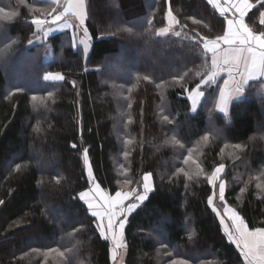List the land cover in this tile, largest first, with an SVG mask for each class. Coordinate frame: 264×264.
Listing matches in <instances>:
<instances>
[{"label": "trees", "instance_id": "trees-1", "mask_svg": "<svg viewBox=\"0 0 264 264\" xmlns=\"http://www.w3.org/2000/svg\"><path fill=\"white\" fill-rule=\"evenodd\" d=\"M86 1L89 50L70 46V31L59 33L47 40L52 59L43 61L44 49L29 44L40 35L31 21L45 16L36 9L49 10L50 0H0L18 13L2 53L13 62L26 55L32 77L9 86L0 59V264H113L111 241L79 198L91 187L84 149L107 195L122 191L126 178L124 191L142 192L151 173L153 191L127 217L124 264H246L208 205V175L224 165L218 210L233 208L250 231L264 228V79L247 83L225 114L215 107L229 79L223 72L194 112L184 88L200 82L211 59L197 33L215 38L226 27L208 0H110L107 20L97 16L105 0ZM170 8L179 23L158 36ZM49 73L64 79H45Z\"/></svg>", "mask_w": 264, "mask_h": 264}, {"label": "snow or ice", "instance_id": "snow-or-ice-1", "mask_svg": "<svg viewBox=\"0 0 264 264\" xmlns=\"http://www.w3.org/2000/svg\"><path fill=\"white\" fill-rule=\"evenodd\" d=\"M23 3V0H20ZM210 4L220 16L224 18L226 27L222 30V35H217L215 38H209L207 36H200L199 42L202 43L204 53L211 55L210 66L206 71L199 73L200 82L195 85L191 91L188 88H184L185 92H188V99L191 101L192 110L195 111L200 100L205 96L203 90L206 86L215 83L218 76L227 72L229 79L224 81V87L220 89L219 98L216 101L215 107L221 113H226L227 108L234 95H241L244 91V86L250 80L257 79L258 77H264V0H224L223 5L220 0H208ZM50 11H47V18H33L31 23L36 26V32L41 34L43 38H47L49 33V24L59 25L61 21L69 15L75 17L79 24L78 27L82 29L83 36L79 40V43L84 46L85 52L89 47V33L88 28L85 26V21L88 19V10L85 0H67L64 5H61L60 0H50ZM258 6V7H257ZM61 8L60 12H57V8ZM256 7L259 13V23L261 27L258 30H253L250 24L253 23L256 18V14L253 13L249 16L252 9ZM36 11H41L36 9ZM53 13H56L53 15ZM43 14V12H42ZM17 15L14 11H6L4 7H0V20L11 21ZM245 17H248V22H245ZM169 26L161 28L156 32V35H166L172 30V25L179 23L176 17L173 15L171 8L167 13ZM193 23H200L198 20H193ZM151 24V21H149ZM71 26V25H68ZM125 31L132 34V29L127 28ZM175 35L179 36L180 32H175ZM32 41L29 40V44ZM76 40L73 38V46L75 47ZM207 62V60H206ZM187 75V73H185ZM239 77V79H237ZM63 80L64 77L58 73H49L45 76V79ZM144 79H148L147 76ZM184 80V76H180L178 80L174 81L179 83ZM232 87H229V85ZM161 87L162 85H157ZM35 99V97L33 98ZM164 119H167L165 116ZM204 141L209 138L207 135L202 137ZM178 143V141H173ZM75 147V145H73ZM233 147L242 149V145H234ZM191 157V151L189 152V158ZM83 158L85 164L88 165V150L84 149ZM184 163H188V159L184 160ZM17 171L20 170V165H17ZM224 165L220 164L213 172L208 175V183L212 185L213 194L208 198V205L212 207L217 215L221 216V224H224L223 215H227L228 219L232 221V225L229 229H226V235L231 243H234L240 254L244 257L246 264H264V228H257L255 230H249L245 225L244 220L235 211L225 208V213L222 215L217 207L214 205V200L217 198L223 206L225 200V188L226 185L221 179ZM183 171V169H181ZM188 179L192 177L185 173ZM89 184L92 187L88 191L80 192L79 198L86 205L90 214L96 217L98 220L97 230L100 232V236L107 240L109 239V233L111 234V241L113 243L112 259L115 262L118 251L121 248H126L124 242V228L127 222L128 215L133 212L140 204H142L147 198L148 194L153 191L152 184L149 183L151 179V173L143 176L142 192H138L135 188L129 192L116 191L114 196L105 194L99 183H96L93 176L90 165L88 166ZM220 181L217 185L216 181ZM125 184H130V179L124 180ZM261 187V185H257ZM243 192L244 189H241ZM131 204L125 205L126 200H133ZM3 201L0 200V204ZM105 219L107 222L105 223ZM192 236H189L191 239ZM51 251H57L52 249ZM62 255V253H61ZM170 264H188V261L184 259H173Z\"/></svg>", "mask_w": 264, "mask_h": 264}, {"label": "rangeland", "instance_id": "rangeland-1", "mask_svg": "<svg viewBox=\"0 0 264 264\" xmlns=\"http://www.w3.org/2000/svg\"><path fill=\"white\" fill-rule=\"evenodd\" d=\"M64 1L67 2V0H64ZM85 2H86V6H87V1L85 0ZM220 3L223 5L224 0H220ZM111 6H112V1L105 0V2H103L101 4V7L102 8H100V10L98 9L100 12L97 11V16L100 17L101 20H107L108 14L105 11V9H107V8H109ZM27 8L29 9L30 6H28ZM61 10L62 9L59 8V7L56 9L57 12H60ZM47 11H50V9L49 10L47 9V10H43L42 11L45 14V16L43 18H47V19L50 20L51 17H48L47 16ZM55 14L56 13H53V15H55ZM17 15H18V13H17ZM17 15L11 21H15L17 19ZM69 17H70V19H68ZM120 19H121V16L118 14V16H116V18H115V21L120 20ZM11 21L3 20V21L0 22V59L3 60L4 63H6L3 66V69H4V72H5V76L8 79L9 86H15L17 84H23V83H24V85H29L30 84L29 83L30 82L29 79H31L32 77L30 75V72L28 71L29 70V68H28L29 61H28L27 56L26 55H23V56L19 57L16 61L13 62L12 61V59H13V56L12 55H9L7 52L6 53H2L4 49H6L8 51L11 48V45H12V43L14 41V38L9 39V37L7 36V33H6V32H8V30L6 28V25H7L8 22H11ZM69 22L72 23L73 25L76 24V28L74 30H72V25L71 26H68L69 25ZM65 23L67 25L62 26ZM78 24L79 23H76L74 21V19L72 18L71 15L67 16L65 18V21L60 22L59 25H57V26L52 25V24H49L47 27L50 30H49V33H48L47 38L45 39V38H43V36L41 34L40 35L37 34L36 36H34V38L32 40V46H38V48H36L38 51H40L39 49H41V48L44 49V53L45 54L43 56V61H50L52 58L50 59V57H49V53L50 52L47 54V51H49V45H47V40L50 39L51 38L50 36H53L52 34H55L56 32L64 33V32H69L70 31V34H71L70 39H71V41H70L69 45L70 46L73 45V38H75V40H76L75 47L81 46L84 49V46L79 43V40L83 36V31H82V29H80L78 27ZM89 47H90V40H89ZM89 47H88L87 51L89 50ZM84 52H85V49H84ZM148 59H149L148 57L145 58V60H148ZM135 60H137V58H132L130 61L133 62ZM153 67L156 68L157 66L156 65H153ZM109 73H111V72H109ZM237 79H239V78H237ZM229 87H232V85L230 84ZM238 96L239 95H234V97H238ZM202 100H203V98L198 103V105L196 107V110L194 112H196L199 109L200 105L202 104ZM229 105H230V103H229ZM229 105H228V108H227V112L226 113H228V111H229ZM86 166H87V171H88L89 162H88V165H86ZM263 172H264V170H263ZM218 181H216V182L218 183ZM149 183L151 184V180L149 181ZM91 187H92V185H91ZM127 188H129V186L127 184H125V183H122V192H129L130 190L129 191H124ZM133 202H134V198H133V200H126L125 201V205L131 204ZM218 206L221 207V204L218 203ZM218 211L222 215L225 213V209L222 210V211H220V210H218ZM53 216H54V213H53ZM224 216L227 217V215H223V219L225 221L224 224H223V227L225 229L224 232L226 233V229H229L231 227L230 224H232V221L227 220V221H229V223H228L225 220L226 218ZM220 218H221V216H220ZM106 222H107V219H105V223ZM125 226H126V224H125ZM108 235H109V240L111 241V234L109 233ZM111 243H112V241H111ZM112 249H113V243H112ZM117 251H118V255H117L116 261L115 262L113 261V264H124V257H123L124 252H125L124 251V248H121V249H119Z\"/></svg>", "mask_w": 264, "mask_h": 264}, {"label": "crops", "instance_id": "crops-1", "mask_svg": "<svg viewBox=\"0 0 264 264\" xmlns=\"http://www.w3.org/2000/svg\"><path fill=\"white\" fill-rule=\"evenodd\" d=\"M60 3L62 4V5H64L66 2L64 1V0H60ZM73 19H74V21L76 22V23H79L78 22V20L75 18V17H72ZM68 19H70V17L68 18ZM65 21V20H64ZM61 22H63V21H61ZM86 22H87V20L85 21V25H86ZM65 25H67L66 23L65 24H63L62 26H65ZM69 25H72V30H74L75 28H76V24L75 25H73L72 23H70L69 22ZM55 26H57V25H55ZM71 28V27H70ZM57 34H59V32H56L55 34H52L53 36H55V35H57ZM53 36H50V37H53ZM49 57H50V59L52 58V52H51V48H50V53H49ZM257 79H264V77H258ZM257 79H254V80H257ZM228 80V79H227ZM250 81H253V80H250ZM250 81H248V83L250 82ZM230 86V85H229ZM228 209H231V210H233V211H235L236 213H237V211L236 210H234L233 208H231V207H227ZM238 214V213H237ZM239 215V214H238ZM241 217V216H240ZM242 218V217H241ZM243 219V218H242ZM227 220H229V221H231L230 219H228L227 218ZM229 221H227L228 223H229ZM244 223H245V225H246V222L244 221ZM232 225V224H231ZM247 226V225H246Z\"/></svg>", "mask_w": 264, "mask_h": 264}]
</instances>
